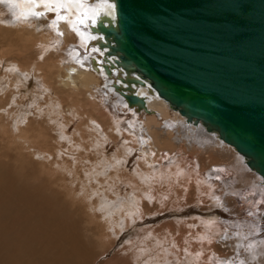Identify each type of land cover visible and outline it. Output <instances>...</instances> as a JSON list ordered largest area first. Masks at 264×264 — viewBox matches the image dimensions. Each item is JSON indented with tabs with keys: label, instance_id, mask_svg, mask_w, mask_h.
Segmentation results:
<instances>
[{
	"label": "bare ground",
	"instance_id": "6f19581e",
	"mask_svg": "<svg viewBox=\"0 0 264 264\" xmlns=\"http://www.w3.org/2000/svg\"><path fill=\"white\" fill-rule=\"evenodd\" d=\"M81 20L83 23L79 22ZM101 20L119 27L127 23L129 17L117 12L116 0L0 2V150L4 152H0V230L8 218L17 219L19 229L13 228L11 232L19 234L24 229L23 238L29 239L26 248L0 250L5 255L0 258V264L3 260L13 263L18 252L25 253H18L25 258L40 249L41 260L50 258L52 264H75L78 257L82 258L80 264H134L126 258L123 261L107 259V245L112 248L115 245L113 241L104 244L105 239L115 236L109 232L118 236L134 221L148 216L161 219L168 211H173L170 218L177 217L178 211L187 213L188 208L193 213L197 209L205 213L210 203L215 206L221 203V217L227 218L228 224L201 217V223L196 225V219L192 223L187 219L182 221L181 216L177 224L157 226L152 232L154 241L150 236L141 241V245L132 240L123 251L129 259L130 253L137 257L141 254L140 262H145L143 247L150 250L163 247L158 253L150 252V258L159 261L148 264H237L231 260L234 253L240 254L236 262L250 264L257 259V264H264V214L262 223L257 220L258 228L255 221L249 219L255 229L250 228L253 231L247 233L238 232L239 223L233 222L246 216L249 209L256 213L262 207L263 176L250 167L245 154L202 124L188 121L180 109L172 106L184 99L186 93L189 97L195 95L187 84L181 88L165 80L166 89L178 98L170 104L156 93L148 80L145 83L132 81L129 86L120 80L121 76L127 77V73L116 66L109 75L103 68V54L106 55L108 46L100 48L102 36L92 30V25ZM140 38L148 47L147 58L130 46L127 39L130 56L149 64L150 59H161L171 65L175 76L179 74L184 78L189 70L195 71V66L198 69L207 63L208 51L190 47L191 37L186 32L173 31L161 37L156 30H146ZM175 47L181 51L183 63L185 56L189 57L184 70L178 64ZM198 49L204 55L201 56ZM49 51L50 55L39 62L41 53ZM158 51L161 54L154 56ZM243 54L245 57L240 61L260 59L252 48ZM106 58L112 63L119 56L111 54ZM131 74L137 75L136 72ZM113 82L124 85L123 90L128 93L133 90L144 97L146 105H129L125 101L129 96L117 92ZM26 91L30 94L24 93ZM110 94L113 95L109 99ZM101 98H108L107 104H111L113 110L109 112ZM236 100L240 107L246 108L240 97ZM124 113L136 115L125 118ZM159 121L164 122L163 128ZM178 126L184 132L181 136L173 133ZM214 147L217 149L209 152ZM187 149H192L193 153ZM204 151L209 155L199 160ZM92 155L99 158L89 159ZM85 161L88 167L83 170L84 176H80L78 172ZM220 161H227L228 168H221L222 164L217 166ZM239 172L243 175L241 179ZM60 175L68 176L67 179L79 185L73 188L69 180H59ZM46 177L56 185L55 190L44 186ZM237 177L242 184L245 181L247 186L253 184L255 190H244L235 196L237 199L242 196L241 201L231 197V193L217 192L220 181L225 191L231 192L228 188ZM58 187H64L69 207L61 202L64 193ZM207 199L204 206L199 205ZM248 199L252 200L251 204ZM229 200L240 202L239 207ZM244 202L247 205H243ZM254 204L258 207L253 208ZM196 205L200 208H194ZM101 211L104 214L101 215ZM95 225L102 227L100 232ZM230 227L234 229L229 230ZM224 228L228 229L227 234ZM258 229L261 234H256ZM31 230L36 234L35 239L40 235L39 238H43L48 232L51 238L46 245L31 249L29 246L34 247L28 232ZM9 235L1 242L3 247L13 243L10 241L18 244ZM224 236L226 240H222ZM132 245L137 247L130 249ZM132 250L139 254H133Z\"/></svg>",
	"mask_w": 264,
	"mask_h": 264
},
{
	"label": "water",
	"instance_id": "95a60500",
	"mask_svg": "<svg viewBox=\"0 0 264 264\" xmlns=\"http://www.w3.org/2000/svg\"><path fill=\"white\" fill-rule=\"evenodd\" d=\"M116 10L129 17V21L119 27L103 20L92 25V30L102 36L99 47L108 46L106 55L103 54L105 71L111 75L116 66L127 73L120 80L129 86L132 81L148 80L170 104L178 98L166 89L165 80L181 88L187 84L195 95L189 97L186 93L184 99L172 106L180 109L188 121L204 125L245 154L250 167L264 178V0H116ZM146 30H156L161 37L173 31L186 32L191 37L190 47L208 51L207 63L198 69L195 66V71L189 70L181 78L179 74L173 75L171 65L161 59H150V64L136 61L127 51V39L147 58L148 47L140 38ZM251 48L260 58L258 63L256 59L240 61ZM174 52L184 70L189 57L185 56L183 63L181 51L175 47ZM111 54L119 56L112 63L106 58ZM159 54L158 51L154 56ZM119 82L112 85L121 95L129 96L125 100L129 105H146L144 97L133 90L128 93ZM236 97L243 100L246 108L240 107Z\"/></svg>",
	"mask_w": 264,
	"mask_h": 264
},
{
	"label": "rangeland",
	"instance_id": "374dc122",
	"mask_svg": "<svg viewBox=\"0 0 264 264\" xmlns=\"http://www.w3.org/2000/svg\"><path fill=\"white\" fill-rule=\"evenodd\" d=\"M50 53H51V51H49V52H46V53H41V60L39 61V62H42V61H44L45 59H46V57L48 56V55H50ZM18 80V79H17ZM100 91V90H99ZM24 93H26V94H30V91H26V92H24ZM23 92H22V94H24ZM97 94V93H96ZM95 94V95H96ZM112 95L113 94H110L109 95V99L112 97ZM101 97V96H100ZM102 100H101V102L102 103H104V106H107V108H108V110L109 109H112L113 110V108H112V106H111V104H107V102H109L108 100V98H106V99H103V98H101ZM44 102V101H43ZM15 105V104H14ZM8 109H11L12 107L11 106H8L7 107ZM115 110V109H114ZM109 112H110V110H109ZM124 112H127V109L125 110L124 109ZM129 112V111H128ZM128 114H130L131 116H135L136 114L135 113H133V114H131V113H128ZM130 115H127V114H125L124 113V117L125 118H129L130 117ZM120 116H122V115H120ZM123 117V118H124ZM10 118H11V116H10ZM159 123H160V126L163 128L164 127V122H161V121H159ZM204 126V125H203ZM205 127V126H204ZM183 128L184 129H186L184 126H183ZM206 128V127H205ZM173 133L175 134V135H177V136H181V135H183L184 134V132H183V130L181 129V127L180 126H178L177 128H175L174 129V131H173ZM215 136V135H214ZM216 137V136H215ZM217 138V137H216ZM219 140V139H218ZM119 144V143H118ZM207 147V146H206ZM205 147V148H206ZM203 149H204V147H203ZM214 149L216 150L217 148L216 147H214V148H211L210 150H209V152H211V151H214ZM190 152H189V151ZM207 150H208V147H207ZM67 151V150H66ZM187 151L189 152V153H193V151H192V149H187ZM197 151V150H196ZM0 152H2V153H4L2 150H0ZM33 152V151H32ZM209 152L208 151H204V155H202L200 158H199V160H202V159H204L206 156H208L209 155ZM67 153V152H66ZM195 153V152H194ZM97 156V157H96ZM193 156H195V155H193ZM205 156V157H204ZM77 156H75L74 155V158H76ZM221 157V156H220ZM41 158V157H40ZM91 158V160H95L96 158H99V156L98 155H92V156H90L89 157V159ZM77 159V158H76ZM33 160L35 161V162H38L39 163V159H37V158H33ZM42 160H44V157L42 158ZM221 162V163H220ZM219 162V164L217 165V166H220L221 164H222V166H220L221 168L223 167V168H228V165H227V161L226 162H222V161H220ZM84 164V165H83ZM82 167L80 168L81 170L78 172V174L81 176L82 174V176H84V171L83 170H86L87 169V167H88V165H87V162L85 161V162H82ZM224 165V166H223ZM207 169H210V168H207ZM209 171V170H208ZM240 173V172H239ZM238 176V175H237ZM238 177H240V179L243 177V175H242V173H240L239 174V176ZM238 177L236 178V182H234L233 183V186H230V188H228V189H230L231 190V192H226L225 191V186L223 185V183H221L222 181H220V186H218L217 188V192L218 193H225L226 195H230V193H231V197H237V195L238 194H241V192H243L244 190H255L254 188V186H253V184H251V185H246V181H245V183L244 184H242V182H240L241 180L240 179H238ZM68 178V176L67 177H63V176H59V180H65V181H68L69 179H67ZM240 180V181H239ZM43 184H44V186L48 189V190H51L52 188H54V190L56 189V185L52 182V180L49 178V177H46V181H44L43 182ZM68 184L70 185V184H72V187L74 188V187H77L79 184H77V182H75V180H69V182H68ZM245 185V186H244ZM219 187H221L220 189H219ZM254 187V188H253ZM59 191H61L62 193H64V194H61V198L60 199H62L61 200V202L63 203V202H65V204L66 205H68V207L70 206V201H66V192H65V190H64V187L63 188H57ZM220 191V192H219ZM0 192H2V189L0 188ZM233 192H235V193H233ZM123 193H124V191H123ZM126 193V192H125ZM228 193V194H227ZM233 193V194H232ZM224 194V195H225ZM252 196H254L255 197V194H252ZM226 197V196H225ZM235 197V199L237 200V201H241L242 200V196H240V199H237ZM228 199H229V197H228ZM263 199H264V197H263ZM68 200H70V199H68ZM225 200V202H226V199H224ZM224 200L222 201V202H224ZM97 201H98V203H100V200L99 199H97ZM209 200L207 199V201L204 203V202H200L199 203V205L200 206H204L207 202H208ZM214 200H211V202H213ZM217 201H219V200H217ZM221 201V200H220ZM230 202H233L235 205H236V207L238 206L239 207V205H240V202H238L237 203V201L236 202H234L233 200H229ZM228 201V202H229ZM248 202H249V199L247 200ZM251 202H252V200H250V204H251ZM204 203V204H203ZM238 205H237V204ZM221 204V203H220ZM220 204L219 205H217V206H215V204L214 203H210L209 205H208V207H209V209L205 212V213H203V211H200L199 209H197L194 213H193V211L191 210V209H187V213H180V211H178L179 213H177V217H173V218H170V216L172 215V213H173V211H170V213H168V212H166V215H164L165 217L164 218H161V219H157L156 220V218L154 217V216H148V217H145V219H138L137 221H134V223H131V225H129L128 226V228L126 229V228H124L123 230H122V233H121V231H120V229H118V231H120V233L121 234H119L118 236H116V233H114V232H109L111 235H115V236H113L112 238H115V240H112V238H110V239H105L104 240V244L105 243H109V242H115V245H114V247L112 248V247H110L109 245H107V247H108V249L105 251V256L107 257V259H110V258H117L119 261H123L125 258L126 259H128L129 261H132L134 264H148V262H154V263H157L159 260H152V258H150V256H152V255H150V252H154V253H158L159 251H161L162 249H163V247H158L157 249H152V250H150V249H147L146 247H143V249L142 250H146V252H145V255L144 256H146V261L145 262H140L141 261V254L140 255H138V257L137 256H134V255H132L131 253H130V259L128 258V255H127V253L126 252H124L123 251V249H124V247H128V245H130L131 244V242H132V240H133V242L132 243H134V241H135V244H139V245H141L140 243H141V241H143V240H145V239H147L148 238V236H150V239L152 240V241H154L155 240V238H153L152 237V235H153V233L152 232H155L157 229H158V227L157 226H159V227H161V226H163L164 224H166V223H174V224H177L176 222H178V220L179 219H181L182 217V221H185L186 219V221L187 222H192L193 223V221H195L194 219H196V225L197 224H200L201 222V220L202 219H209V220H211V221H213V222H217V223H219V222H222L223 224H228V223H226L227 222V218H225V217H221V216H223L222 214H223V209L220 207ZM243 205H247V202H244V203H242ZM263 205H262V207L260 208V209H258V211L256 212V213H253V210H251V209H249L248 211L249 212H247V213H245V214H247L246 216H243L241 219H238V220H234L233 222L234 223H236L237 222V224L239 223V225H237L238 226V228H237V226H236V228H235V226H234V228L238 231V232H240L241 231V233H247V231H249V230H251L250 228H254L255 229V226L258 228L259 226H258V224H257V220H261L262 219V214H264V211H262L263 209H264V200H263V203H262ZM255 205V204H254ZM198 205H196L194 208H200V206L199 207H197ZM228 206V208H229V205H227ZM257 205H255V206H253V208L254 207H256ZM247 207V206H246ZM258 207V206H257ZM252 208V209H253ZM239 209V208H238ZM191 210V211H190ZM252 211V212H251ZM263 213H262V212ZM190 212V213H189ZM227 212V211H226ZM207 213V214H206ZM100 214L102 215V214H104V212H100ZM185 214H187V216H184ZM192 214H194V215H192ZM198 214V215H197ZM214 214V215H213ZM26 215V214H25ZM28 215V214H27ZM26 215V216H27ZM202 215V216H201ZM208 215V216H207ZM217 215V216H216ZM224 215H227V214H224ZM235 215V217L237 216V214H234ZM182 216V217H181ZM260 216V217H259ZM168 217V218H167ZM201 217H203L201 220H200V218ZM206 217V218H205ZM239 217V216H238ZM248 217V218H247ZM179 218V219H178ZM189 218H192V220L190 219L189 220ZM197 218H199V221H198V219ZM225 218V219H224ZM178 219V220H177ZM227 219V220H226ZM232 219H236V218H234V217H232ZM252 220L253 219V221H255V223H254V225L255 226H253V227H251V224H253V222H251L250 220ZM181 220H179L180 222H181ZM241 222H240V221ZM258 221L259 223H262V220L261 221ZM15 221V222H14ZM174 221V222H173ZM225 221V222H224ZM236 221V222H235ZM197 222H199V223H197ZM243 222V223H242ZM18 224V221H17V219H14V220H11V219H9L8 218V221H7V223L5 224V226H3V228L2 229H4V231L2 232V233H0V246L1 247H3L2 245H1V242H2V240L4 239V238H6L9 234H11V235H9V236H12L17 242H18V244H16L14 241H10V242H13V243H10L9 245H7L6 247H3L2 249H0V250H2L3 251V249H4V251L5 250H11L12 248L13 249H16V250H20L22 247H25V246H28V245H26L27 243H28V241H29V239L28 238H23V233L25 232V230L23 229V231H21L19 234H17L18 232L17 231H15L14 233H12L11 232V229H13V228H16V230H18L19 229V225H17ZM241 223V224H240ZM251 223V224H250ZM41 224V223H40ZM173 224V225H174ZM250 224V225H249ZM257 224V225H256ZM10 225V227H12V228H10V227H8ZM39 225V224H38ZM42 225V224H41ZM161 225V226H160ZM239 226H240V228H239ZM244 228H243V227ZM40 228L42 227V226H39ZM95 227H96V230L98 231V232H100V228H102V227H99L98 225H95ZM231 228V227H230ZM234 228H231V229H229V230H232V229H234ZM243 228V229H242ZM1 229V230H2ZM0 230V231H1ZM10 230V231H9ZM34 231H36L35 229H33ZM33 230H31V231H28L29 232V234H30V240L32 241V242H34V247H30L29 246V248H36V247H39V245L40 244H45L46 245V243H48L47 241L51 238V234L48 232V235H46V236H43V238L41 237V238H39L40 236H38V238L37 239H35L36 238V234H32L31 232L33 231ZM154 230V231H153ZM224 230L226 231V234H227V231H228V229L227 228H224ZM240 230V231H239ZM245 231V232H244ZM251 231H253V230H251ZM39 232V231H38ZM7 233V234H6ZM113 233V234H112ZM262 233V231H261V229H258V232H256V234H261ZM143 234H145V235H143ZM255 234V233H254ZM32 235V236H31ZM237 235V234H236ZM140 236V238H138ZM141 236H143V237H141ZM33 237V238H32ZM138 239H137V238ZM23 238V239H22ZM44 239V240H43ZM142 239V240H141ZM149 239V238H148ZM23 240V241H22ZM39 240L42 242V243H39ZM222 240H226V236H224V238L222 239ZM44 241V242H43ZM8 242V241H7ZM13 247H12V246ZM15 245V246H14ZM106 245V244H105ZM10 246V247H9ZM48 247H49V245H47ZM137 247V245H132V246H130V249H133L134 247ZM144 246V245H143ZM20 247V248H19ZM106 247V248H107ZM110 247V248H109ZM26 248V247H25ZM46 248V247H45ZM50 249H53V246L50 248ZM119 251V252H118ZM133 251V254H137L138 252H136V253H134V250H132ZM137 251V250H136ZM41 252H42V249H40V250H38V252L37 253H35V254H33L32 256H34V260H33V257L32 256H27V257H25V258H21L20 256H18V253L20 254V255H26L25 253H21V252H18V253H16L15 254V256L17 257V258H14V262L13 263H6L4 260L1 262V264H21V262L22 261H26L25 263L26 264H52V262L50 261L51 259L49 258H45V259H42L41 260V257H42V255H41ZM38 253H40V254H38ZM123 253V254H122ZM1 254V253H0ZM4 253H2L1 255H0V258H2V256H5V255H3ZM139 254V253H138ZM38 255H39V257H38ZM123 255V256H122ZM37 256V257H36ZM143 256V258H145ZM170 255L168 256V258L170 259ZM240 254H236V253H234L232 256H231V260H235V262L234 263H237V264H245V263H241V262H236V261H239L240 259ZM25 259V260H24ZM28 259V260H27ZM29 259H30V261L32 262H28L29 261ZM38 259V260H37ZM40 259V260H39ZM123 259V260H122ZM252 259H253V257H252ZM82 260V258L81 257H78L77 258V260H76V262H75V264H80L79 263V261H81ZM104 260H106V259H104ZM34 261V262H33ZM256 261H257V259H254V261H252V263H250V264H257L256 263ZM251 262V261H250ZM82 263V262H81Z\"/></svg>",
	"mask_w": 264,
	"mask_h": 264
},
{
	"label": "snow or ice",
	"instance_id": "6c2138e0",
	"mask_svg": "<svg viewBox=\"0 0 264 264\" xmlns=\"http://www.w3.org/2000/svg\"><path fill=\"white\" fill-rule=\"evenodd\" d=\"M0 2H3V0H0ZM111 7V6H110ZM33 15H41L40 13H33ZM80 23H83V20L79 21Z\"/></svg>",
	"mask_w": 264,
	"mask_h": 264
}]
</instances>
